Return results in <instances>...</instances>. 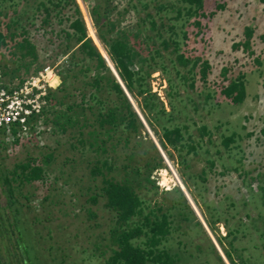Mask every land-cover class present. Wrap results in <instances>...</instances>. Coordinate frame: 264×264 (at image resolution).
<instances>
[{
  "label": "rangeland",
  "instance_id": "obj_1",
  "mask_svg": "<svg viewBox=\"0 0 264 264\" xmlns=\"http://www.w3.org/2000/svg\"><path fill=\"white\" fill-rule=\"evenodd\" d=\"M1 2L5 8L0 7V29L9 36L19 34L17 28L22 26L32 37L37 55L35 62L30 57L25 60L11 42L8 49H0L1 82L20 84L21 79L36 77L45 70L49 82L46 107L24 131L0 129L1 206L10 188L19 211L18 229L35 264H106L108 249L113 247L109 236L113 213L104 209L101 199L96 205L90 201L100 193L99 180L90 176V166L98 153L95 147L82 148L74 130L61 133L53 124L68 105L80 103L86 83L96 72L83 71L94 66L91 62L82 63L72 69L74 72L66 71L76 47L64 53L65 46L57 37L35 31L38 0ZM76 3L87 38L105 60L140 122L129 145L125 146V137L115 135L114 139L120 141L117 149L111 150L108 145L107 155L100 154L115 158L112 175L131 179L125 167L133 166L132 161L144 164L141 155L145 147L142 149L141 145L150 140L160 160L149 164L151 191L144 192L149 207L161 206L166 213L170 203L166 205L165 192L177 190L201 226H195L194 220L177 228L174 225L168 245L179 250L199 246L202 262L208 260L212 264H218V258L223 264H264V36L253 39L252 45L246 42L243 10L248 0H203L205 16L193 15L185 27L183 17L175 19L184 6L181 0ZM250 4L259 7L257 0ZM23 7L28 9L30 18L7 30L5 24L17 21L21 15L28 18L20 15ZM110 9L112 14L107 18L104 12ZM150 19L154 20V27ZM195 21L201 23L200 32L192 25ZM182 31L187 32L186 41ZM120 34L126 35L133 46L137 66L148 72L149 97L131 94L110 59L107 39ZM162 39L183 42L182 49L187 45L190 52L206 60L210 65L206 81L200 79L199 69L196 76L183 75L178 81L171 67V49L158 50ZM236 43L240 46L236 47ZM24 66L29 68L27 74ZM239 77L245 87V99L236 106L224 98L221 87ZM154 99L168 116L151 108ZM163 126L181 127L185 144L192 143L197 150L162 148L159 138ZM202 126L208 128V135L200 136L198 129ZM231 136L234 142L227 149L221 144L222 137ZM48 155L51 159L46 162ZM129 155L133 156L132 161L127 159ZM30 158L44 169V181L25 184L14 180L10 172L15 165ZM5 177L10 180L9 186L3 182ZM0 249L9 264H21L19 245L5 225L0 227Z\"/></svg>",
  "mask_w": 264,
  "mask_h": 264
},
{
  "label": "trees",
  "instance_id": "obj_2",
  "mask_svg": "<svg viewBox=\"0 0 264 264\" xmlns=\"http://www.w3.org/2000/svg\"><path fill=\"white\" fill-rule=\"evenodd\" d=\"M0 1L5 2L6 0ZM181 3L184 6L176 13L175 19H178L179 16L183 17V27L190 23L193 15L197 17L205 16L202 12L204 9L203 0H181ZM4 8L5 6L1 7V9ZM27 13L28 9L23 7L20 15L25 14L28 18H23L24 15H21L17 21H12L9 25L5 24L6 29L10 30V26L14 24H17L18 27L20 23L29 19L30 16ZM104 14L109 18L108 15L112 14V9L106 10ZM35 15L38 23L33 27L36 32H44L43 35L49 33L51 36L57 37L60 45L65 46L64 53L76 47V51L71 53V61L67 65V72H74L82 63L89 62L94 67L86 68L83 74L96 71L92 79L86 83V89L82 93L83 97L80 103L68 105L63 110L65 112L57 115L58 119L53 124L61 133H66L67 129L74 130L76 134H79L77 140L82 148L95 147V152L98 153L92 164L91 162L88 164H91V178L99 180L97 190L100 193L95 197L93 196L90 201L93 205H96L98 199H101L104 209L113 213L111 220L113 225L109 230L113 247L108 249L110 255L105 259V263L212 264L208 260L202 262L199 246L189 250H187V247L179 250L168 245L174 225L177 228L183 222L196 220L185 199L177 190L165 192L166 205L170 203L166 213L163 212L161 206L156 209L149 207L150 202L146 199L144 193L151 191L148 174L151 164H154L157 159L160 160L153 142L148 140L141 145L142 149V146L145 147L141 155L144 164L139 161H132V155L127 158L129 161L134 162L133 166L126 165L125 167L127 169L126 174L131 175V179H117L114 177L112 174L116 169L115 158L100 156V154L107 155L108 145H110L111 150L117 149L120 145V141L114 139L115 135L125 137V146L129 145V139L134 138V135L138 132L140 122L131 110L121 86L107 67L105 60L91 40L87 38L86 26L76 0H38L35 6ZM149 21L154 27V20L150 19ZM192 25L197 27L200 32V22L195 21ZM48 29L50 32L45 31ZM17 31H20V33H11L6 36L0 29V49H8L9 43H14L23 59L26 60L30 57L31 61L35 62L37 60L36 46L32 42V37L22 26H19ZM248 32L246 37L250 36ZM17 38H20V40L17 41ZM182 38L184 41L187 40L186 31H182ZM106 44L110 59L126 89L133 95H146V97H149L148 72L137 66L136 53L133 46L129 45L127 36L120 34L111 39L108 37ZM244 44L243 42L242 45ZM181 45L183 46L184 43L175 39L172 41L162 39L160 49H158L160 52H168L171 49L173 59L170 62L173 64L171 67L175 78L179 81L183 79V75L193 77L194 73V76H196L197 69H199L200 79L206 81L210 71L209 63L202 57L190 52L191 50L187 48V45L184 46L185 49H182ZM239 46L236 43V47ZM75 60L78 62H75ZM24 68H26L25 74H27L29 68L25 66ZM73 68L75 70H72ZM223 73L225 76L226 72ZM240 79L239 77L235 80L226 81L227 84L221 87V94L224 98L230 100L236 106L242 104L245 99V87ZM23 81L24 79L20 80L21 83ZM190 87H192V83ZM103 94H105V98L102 97ZM151 105L154 110L158 108L157 114L164 117L168 116L157 99H154ZM59 107L61 108V104ZM86 130H88V133L84 134ZM160 130L162 134L159 143L162 148L173 150L188 148L189 152L197 150L196 145L192 143L185 144L186 140L183 137L181 127L163 126ZM198 131L201 133L200 136L208 135V128L205 126L200 127ZM262 135L264 136V130ZM232 142H234L233 136L222 137L221 144L225 148L228 149ZM50 159L51 155L44 158L46 162ZM10 174L14 180L19 179L21 183L31 184L44 181L45 171L36 159L30 158L24 163L16 164ZM3 182L9 186L10 180L5 177ZM6 193L4 205L1 206L3 203H0V212L3 214L0 218V227L7 226L11 236L15 237L22 255L21 264H35V258L31 256L29 247L22 241L21 232L18 229L19 211L15 207L16 202L13 199V191L8 188ZM90 215L93 217L92 213ZM194 223L195 226L201 227L198 221ZM230 235L232 236V232H230ZM0 264H9L2 256L1 249ZM218 264H223L220 258H218Z\"/></svg>",
  "mask_w": 264,
  "mask_h": 264
},
{
  "label": "built area",
  "instance_id": "obj_3",
  "mask_svg": "<svg viewBox=\"0 0 264 264\" xmlns=\"http://www.w3.org/2000/svg\"><path fill=\"white\" fill-rule=\"evenodd\" d=\"M47 70L16 85L0 76V129L24 131L29 121L47 105Z\"/></svg>",
  "mask_w": 264,
  "mask_h": 264
},
{
  "label": "crops",
  "instance_id": "obj_4",
  "mask_svg": "<svg viewBox=\"0 0 264 264\" xmlns=\"http://www.w3.org/2000/svg\"><path fill=\"white\" fill-rule=\"evenodd\" d=\"M251 0H248L246 6H244L243 17L244 25L246 24L244 30L245 33H250L247 37V42L252 45V40H257V36H264V0H257L259 2V7L255 8L250 4ZM264 62V58L262 59Z\"/></svg>",
  "mask_w": 264,
  "mask_h": 264
},
{
  "label": "bare ground",
  "instance_id": "obj_5",
  "mask_svg": "<svg viewBox=\"0 0 264 264\" xmlns=\"http://www.w3.org/2000/svg\"><path fill=\"white\" fill-rule=\"evenodd\" d=\"M89 33H91L90 31H89ZM95 40H96V38H95ZM98 43V42H97ZM171 170H172V172H173V167L171 168ZM216 244V243H215Z\"/></svg>",
  "mask_w": 264,
  "mask_h": 264
}]
</instances>
